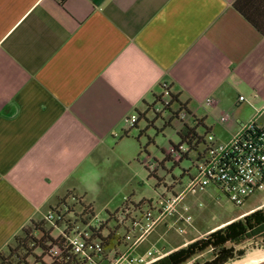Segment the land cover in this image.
Returning a JSON list of instances; mask_svg holds the SVG:
<instances>
[{
	"label": "crops",
	"instance_id": "crops-1",
	"mask_svg": "<svg viewBox=\"0 0 264 264\" xmlns=\"http://www.w3.org/2000/svg\"><path fill=\"white\" fill-rule=\"evenodd\" d=\"M236 2L0 0V253L67 192L87 201L133 162L163 84L207 126L264 103V34Z\"/></svg>",
	"mask_w": 264,
	"mask_h": 264
},
{
	"label": "built area",
	"instance_id": "built-area-1",
	"mask_svg": "<svg viewBox=\"0 0 264 264\" xmlns=\"http://www.w3.org/2000/svg\"><path fill=\"white\" fill-rule=\"evenodd\" d=\"M163 85L166 87L164 100L169 103V86ZM245 99L240 96V101ZM212 101V98H208L206 103L211 104ZM137 119L138 115L133 116L129 120L130 124L134 126ZM228 119V115L221 118L224 123ZM246 130H251L252 134L244 139ZM206 141L208 150L193 161L194 172L189 171L186 183L181 181L174 187L172 182H168V186L163 187L156 201L152 200L139 208L131 204L120 208L114 221V225L119 227L114 246H105L100 240L92 239L89 227L99 225L105 220L97 214L85 224L80 221L71 222L66 247H70L75 255L76 261L72 264H150L165 255H159L154 248L142 251V244L160 222L178 212L177 207L185 196L215 187L226 194L235 205L241 206L251 196L264 190V122L256 119L250 121L229 142H220L212 133L206 136ZM170 151L178 161L189 151V147L183 146L177 150L172 146ZM145 166L150 170L156 169L151 161L145 162ZM74 201L71 198L70 204ZM185 211L179 214L182 225L178 227V232L181 234L193 224L192 214ZM56 219V213L49 211L43 220L48 221L49 227L55 228L54 235L58 236L64 233L65 227H56ZM49 253L58 258L61 249L53 246ZM39 255L42 256V252ZM45 260L50 262L49 258Z\"/></svg>",
	"mask_w": 264,
	"mask_h": 264
},
{
	"label": "trees",
	"instance_id": "trees-1",
	"mask_svg": "<svg viewBox=\"0 0 264 264\" xmlns=\"http://www.w3.org/2000/svg\"><path fill=\"white\" fill-rule=\"evenodd\" d=\"M235 5L243 16L264 34V0H237ZM161 88V92L154 96V101L148 105L145 113H152L154 120H164V127L171 126L174 121H178L180 126L176 132L180 141L178 143L171 142L168 150L163 149L165 158L162 161L152 162L156 166L155 170L146 168L149 170L150 176L158 178L159 183L166 187L168 182L157 174L159 169L171 175V171L166 167V161H172L174 167L179 165L184 159H190L192 152L196 153V158L204 154L208 150L206 136L211 133V129L204 123V120L198 119L191 113L187 103L180 99L179 94L172 92L170 87L168 94L169 103H166L164 100L166 87L162 85ZM182 116L185 118H182ZM140 117L138 116L137 122ZM142 118L147 120L145 114H143ZM202 127L205 129L204 133L200 131ZM245 132L244 139H247V136L252 134V131L246 130ZM172 146L177 150L187 146L189 151L184 154L181 160L176 161L170 151ZM189 171L190 169H183L180 177L172 175L170 182L176 187L184 176L189 175ZM171 188L172 186H170ZM71 198H74L75 201L70 204ZM151 202L152 199H143L136 203L131 197H128L122 206L131 204L139 208L145 203ZM120 208L114 213L109 212L108 218L100 222L99 225L89 227L92 239L100 240L105 246L115 245L119 227L114 225V221ZM49 211L56 213V227H65L64 233L55 236V228L49 227L48 221L33 220L14 238L9 244L7 251L0 253V264H72L76 261L72 249L66 247L67 236L72 227L71 222L80 221L83 224L87 223L96 216L94 205L88 203L84 196H80L75 191H69L50 206ZM260 237H264V208L256 209L238 220L229 222L207 236L196 239L150 264H185L207 250L213 251L212 259L202 263L195 262L194 264H225L243 255L242 250L236 251L234 249L235 245ZM32 243H35V245L32 246ZM53 246L61 249L58 258H54L49 253ZM39 252H42V256L39 255ZM45 258H49L50 262L46 261Z\"/></svg>",
	"mask_w": 264,
	"mask_h": 264
},
{
	"label": "rangeland",
	"instance_id": "rangeland-1",
	"mask_svg": "<svg viewBox=\"0 0 264 264\" xmlns=\"http://www.w3.org/2000/svg\"><path fill=\"white\" fill-rule=\"evenodd\" d=\"M240 94L249 98V95L245 92H241ZM263 108L264 103L255 108L246 105L244 108L239 109V113H234L235 109L222 114V116L228 115L229 117L226 123L222 122L220 118L219 120H207V124L211 128V133L220 142H229L235 135V130L251 121L245 117ZM150 118H154L152 113L150 114ZM149 121L151 124L147 120H141L140 125L143 133L141 134L142 131L137 133V136L140 137L138 140L141 144V152L134 158L133 162L112 166L106 172V178L101 181L105 180V182L97 184L98 187L91 189L87 202L94 205L95 212L102 219L108 218L109 212L114 213L117 211L128 197L134 198L135 202H140L137 200L143 198L156 201L163 190L159 179L150 176L145 162H157L165 158L163 149L168 150L171 142L178 143L180 141L176 132L180 125L178 121H174L171 126L164 127V120L162 119ZM200 131L204 133L205 129L202 127ZM195 159L196 153L192 152L190 159H184L177 166L173 167L174 163L172 161H166V167L171 171V175L166 174L161 169H159L157 174L163 180L170 182L172 175L180 177L183 169H190L191 173H193V161ZM187 179L188 177L184 176L182 182L186 183ZM200 203L203 205L200 206ZM258 206L264 208V190L251 196L241 206L235 205L226 194L215 187H210L197 194L185 196L177 207L178 212L169 215L160 222L155 230L146 238L140 250L145 251L154 248L158 250L159 255H166L196 239L207 236L212 231L225 226L229 222L242 218L241 214L246 211H254ZM185 210L192 214L193 224L186 228L184 234H181L178 232V227L182 225L181 220H179V214L186 212ZM255 247H264V237L247 240L240 245H235L234 249L236 251L242 250L244 255L249 249ZM213 255V251L207 250L185 264L202 263L212 258ZM243 255L239 258L243 257Z\"/></svg>",
	"mask_w": 264,
	"mask_h": 264
},
{
	"label": "bare ground",
	"instance_id": "bare-ground-1",
	"mask_svg": "<svg viewBox=\"0 0 264 264\" xmlns=\"http://www.w3.org/2000/svg\"><path fill=\"white\" fill-rule=\"evenodd\" d=\"M264 263V247L249 249L243 257L225 264H262Z\"/></svg>",
	"mask_w": 264,
	"mask_h": 264
},
{
	"label": "flooded vegetation",
	"instance_id": "flooded-vegetation-1",
	"mask_svg": "<svg viewBox=\"0 0 264 264\" xmlns=\"http://www.w3.org/2000/svg\"><path fill=\"white\" fill-rule=\"evenodd\" d=\"M172 252V251H171ZM169 254V253H168ZM167 255V254H166ZM212 258L208 259V260H211ZM207 261V260H206ZM205 262V261H204Z\"/></svg>",
	"mask_w": 264,
	"mask_h": 264
},
{
	"label": "water",
	"instance_id": "water-1",
	"mask_svg": "<svg viewBox=\"0 0 264 264\" xmlns=\"http://www.w3.org/2000/svg\"><path fill=\"white\" fill-rule=\"evenodd\" d=\"M262 264H264V263H262Z\"/></svg>",
	"mask_w": 264,
	"mask_h": 264
}]
</instances>
